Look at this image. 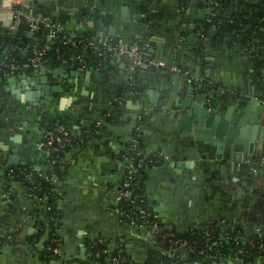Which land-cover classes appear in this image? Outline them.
I'll return each mask as SVG.
<instances>
[{
  "label": "crops",
  "instance_id": "crops-1",
  "mask_svg": "<svg viewBox=\"0 0 264 264\" xmlns=\"http://www.w3.org/2000/svg\"><path fill=\"white\" fill-rule=\"evenodd\" d=\"M211 2L68 0L71 9H78L73 16L78 23L66 22L64 38L76 32L93 43L59 50L31 72L29 87L21 74L0 78V264H63L64 258L85 256L86 242L93 238L120 240L133 264H147L153 243L147 231L130 225L116 209V191L131 161L124 154L133 145L159 156L145 169L144 188L156 211L177 230L217 222L224 229L236 225L264 236V139L249 141L246 153L240 147L247 139L236 141L240 135H235L228 141L227 135L218 137L205 124V129L213 130V140L199 141L193 131L197 124L188 127L180 107L188 82L169 98L174 84L170 77L181 75L202 82L206 90L195 87L193 95L210 92L209 97L220 103L219 113L233 106L237 122L231 125L242 129L240 119L245 117L251 127L256 118V106L247 116L242 112L241 95L254 94L264 82V31L229 29L213 18ZM229 10L233 13L238 7ZM37 18L55 21L54 16ZM10 21L0 16V32ZM125 23L143 27L122 37ZM20 28L30 39L32 52L58 38L50 42L46 28L24 15L16 33ZM122 41L146 44L144 55L153 58L163 47L161 59L179 71L136 67L132 57L117 51L115 46ZM50 63L53 68L42 73ZM28 91L31 100L25 98ZM38 91L41 96L35 95ZM61 124L74 140L54 162L44 145L45 133ZM12 155L17 156L16 163H10ZM17 167H28L37 178L29 182L11 174L10 169ZM41 180L53 185L60 210L59 257L44 253L48 232L40 238L36 230L38 219L50 222L46 210L33 206L38 196L30 194L29 184ZM253 263L264 264V256ZM186 264L237 263L206 258Z\"/></svg>",
  "mask_w": 264,
  "mask_h": 264
},
{
  "label": "built area",
  "instance_id": "built-area-1",
  "mask_svg": "<svg viewBox=\"0 0 264 264\" xmlns=\"http://www.w3.org/2000/svg\"><path fill=\"white\" fill-rule=\"evenodd\" d=\"M216 5H220V3L215 2ZM5 5V4H4ZM4 10L9 12L11 11L13 14L11 16L10 26L6 29L9 30L8 32L11 35L16 34V26L19 19L24 15L29 22L34 20L39 24L43 25L45 28L50 27L49 35H50V42L54 40L56 37H59L60 34L68 32L66 27L61 24H57L53 22L51 19L48 18H41L38 19L35 16V13L31 10V8L26 12V8L20 4L18 0H11L9 4L4 6ZM4 30V31H6ZM3 31V32H4ZM93 43V39L88 38L84 39L82 36L79 37L78 33L73 32L72 37L67 38L64 40V43L71 45H76L77 43ZM51 46L49 44L42 48L34 50L32 53L30 52L29 55L22 59H17L14 55L9 52H4L0 58V75L2 77L8 78L13 75L21 74L23 72H32L36 71L41 68L44 64L46 54ZM96 47V46H95ZM117 51L121 54H126L134 59V65L136 67L141 68H149V67H159V68H166L169 67L172 70L179 71L177 66H170L166 61L162 59H157L153 57H148L144 55V49L146 44H128V43H120L115 46ZM59 51V48L56 49ZM100 52V51H99ZM100 54H102L100 52ZM101 123V121H99ZM73 136L71 131L64 125H59L54 129L48 130L45 133V141L44 145L48 146L52 153H54L53 161L59 162L61 159L60 150L64 146L72 145L73 144ZM60 142L61 145L56 144L55 142ZM137 149L136 145H133L126 154H124L125 158H130V164L128 172L129 174L123 179L121 184L119 185L116 193V202L117 207L116 209L120 213L121 217H126L128 219V223L132 226L138 227L140 229H144L147 231L149 239L153 240L155 237L159 236L161 232L167 229V232L164 233V239L166 242L171 243L174 246H178L173 248L171 255L178 257L179 249L184 246H188L189 250L194 251V247L190 241L184 240L176 235V228L171 225L170 223L166 222L160 214L154 208L152 202L148 197H144L141 193L135 192V189L132 187V180L137 179L139 182L140 177L142 176L139 169L144 171L147 166L156 162V159L159 157L158 155L155 157L153 155H149L141 151L140 161L135 163L133 160V151ZM71 162L74 163L72 159ZM11 174H24L25 179L29 182L33 181L37 178V175L28 167H17L10 169ZM33 189V187H32ZM32 189L30 188V194H32ZM48 197H41L38 198L34 196L33 206L36 208H43L46 211H51L53 209V205L48 203ZM123 200H128L129 203L132 205L131 210H125L119 207V203ZM59 213L57 211H52L50 214V222L53 225H58L59 222ZM37 231L43 230L40 227L39 222L37 223ZM202 226V225H201ZM201 226H193L189 229H195L196 227ZM208 225H206L207 227ZM203 227V226H202ZM208 228V227H207ZM227 229V228H226ZM232 229L235 230V227ZM225 230V229H224ZM178 231V230H177ZM240 232L239 229H237ZM207 232V242L209 249H212L215 245L221 247L223 245V239H219L212 234L210 230H206ZM227 233V232H226ZM237 238H235L236 240ZM99 242H106V246L97 249L96 251H88L86 252L85 256L82 257H75V258H64L63 264H102L99 260L101 255L105 257V264H122L127 260L126 254L124 253V249L121 248V245L114 239L109 240H102L93 238L90 242L91 248L95 247ZM195 243V241H192ZM192 245V246H191ZM61 247L62 241L56 233L53 232V236L49 241L48 245H46L44 249V253L48 257H59L61 256ZM244 248H238L232 250L230 253L226 255L227 259L237 264H241L242 255L244 254ZM259 257V256H258ZM217 259L218 255L216 253L209 255V259ZM257 258V257H256ZM171 264H186L184 262L179 261H171Z\"/></svg>",
  "mask_w": 264,
  "mask_h": 264
},
{
  "label": "trees",
  "instance_id": "trees-1",
  "mask_svg": "<svg viewBox=\"0 0 264 264\" xmlns=\"http://www.w3.org/2000/svg\"><path fill=\"white\" fill-rule=\"evenodd\" d=\"M215 2L220 3V5H216ZM234 5H237L238 10L236 12H230V8ZM212 8V15L213 18L217 21L223 23V25L227 26L229 29L232 30H240L242 28L247 29L248 31L257 30V31H264V0H259L257 3L248 4L245 0H212L209 4ZM6 30L4 32H0V58L4 52H9L14 55L17 59L25 58L32 53L31 48L28 46L30 45V39L27 37L24 28H20L19 31L15 35H11V33ZM63 34L57 38L55 42L51 44L50 49L48 50L45 60H49L54 58L57 54V47L62 52L67 51L70 43H64ZM74 47V46H73ZM28 48V51L25 53V49ZM75 48V47H74ZM31 50V51H30ZM0 78H5L0 75ZM58 145H61L60 142H55ZM141 149V150H140ZM139 150L133 151V160L135 163L140 161L141 151L142 148ZM69 150V145L64 146L60 150V154L63 151ZM54 154V153H53ZM142 173L139 182L137 179L132 180V187L135 189V192L141 193L145 198L148 197V194L144 188V179H145V170L139 169ZM127 172L126 175H128ZM20 177H24V174H15ZM32 182V181H31ZM31 187L34 186V189L31 191L34 195L39 196H46L48 197V203L53 205V209L49 212L46 211L49 215L52 211H57L59 213L60 219V210L56 204L55 195L52 191L53 185L45 180L37 181L35 184H29ZM119 207L125 210H131L132 205L129 203L128 200H123L119 203ZM123 220L128 222L126 217H123ZM39 225L43 230L40 231L39 237L42 236L46 231L47 236L45 240V246L48 245L49 241L53 236V232L56 233L57 236V226L53 225L52 222L46 223L42 218L38 219ZM206 225H208L206 227ZM203 226V227H202ZM201 227H196L195 229H188L186 231H177V237H180L184 240H188L194 247V251L189 250V247L182 246L179 249L178 257L172 256L171 252L173 248L178 246H174L169 242H166V238L164 239V233L167 232V229L157 237L152 240V246L149 249V258L147 264H171V261H179V262H195V261H202L204 259H209V255L216 253L218 255L217 260L219 261H230L227 259L226 255L230 253L234 249L244 248V254L242 255V263L241 264H254V260L258 256H264V236L259 234H249L246 233L241 227L232 225L227 227L224 230V227L218 225L217 222H207L204 223ZM235 227V230L232 229ZM206 230H210L214 237L223 239V245L218 246L215 245L212 249H209L208 242H207V232ZM240 230V232L237 231ZM227 232V233H226ZM41 238V237H40ZM235 238H237L235 240ZM92 239H89L86 242V250L88 251H96L97 249L106 246V242H99L95 247L91 248L90 242ZM195 241V243H192ZM117 242L121 245V248L124 249V253L126 254L123 242L117 240ZM191 245V246H192ZM127 260L122 264H133L132 260L126 254ZM99 260L102 264H105V257L101 255ZM233 262V261H230ZM236 263V262H233Z\"/></svg>",
  "mask_w": 264,
  "mask_h": 264
},
{
  "label": "water",
  "instance_id": "water-1",
  "mask_svg": "<svg viewBox=\"0 0 264 264\" xmlns=\"http://www.w3.org/2000/svg\"><path fill=\"white\" fill-rule=\"evenodd\" d=\"M68 1V0H67ZM66 0H24V7L26 8V12L31 8V10L35 13L37 17L41 16H54L55 17V23L65 25L67 21H72L74 23H78V19H76V16L73 18L74 15L77 14L78 9L74 11L69 7ZM6 0H0V16L3 18H7L9 21L11 20L12 12L5 11L4 10V4ZM97 4H100L99 1H97ZM84 13V12H82ZM143 25L139 24L135 27H131L129 23H125L123 26V30L121 32V36L125 33L129 35V30H141ZM50 27H46V31L49 32ZM127 30V31H125ZM31 35V33H30ZM123 37V36H122ZM121 43H124L123 41ZM132 44V43H129ZM163 52V47L157 48V58L161 59V53ZM173 50L170 51L169 58L171 59ZM50 68H53V64H48L45 68H43L41 71L42 73H46ZM31 75V72H23L21 73V77L24 79L23 82L27 84V87L30 85V80L28 79V76ZM174 79L173 84V90L169 92V98H175L176 91H178L180 84H184L185 82H188V86L186 88V91L184 92V99L180 103V107L184 109V115L183 120L185 121L186 125L188 127H193L194 124H197L196 127H193V131L195 134V138L199 141H205V140H213V137L211 136L212 131H208L204 128L205 124H210L211 127L214 129V133L219 136H228V141L232 140L231 136L240 135V138H238L236 141H242V139H247L248 143L246 142L243 147L240 148L243 149L244 152L249 151V141H252L254 143L259 142L260 139H264V127H262V117L264 115V93H260V89H264V82H260L257 86L258 91H256L254 94L249 95H241L242 99H244V107L243 113L245 116H247V113L250 108L253 106L256 110V118L252 121V126L246 125V118L243 117L240 119V124L243 125L242 129L240 130L239 127L233 126L230 123H236L237 122V116H232V113L234 111L233 106H227L226 110L224 111V114L219 113V110L216 109L217 106H219V101H216L211 99L210 92L206 93H197L193 95L195 87H197L200 91H205L206 86L202 84V82L193 80L190 82L189 78L183 77L181 75H175L173 77H170ZM169 78V79H170ZM41 80L43 82L46 81V78L44 76L41 77ZM185 81V82H184ZM260 88V89H259ZM54 90L58 88H53ZM221 89H216L217 93H220ZM46 93L49 92L48 86H46ZM19 96V91L16 92ZM35 95L41 96V91L36 92ZM20 97V96H19ZM25 98L28 100H31V91H28L25 95ZM168 105H170V100L168 102ZM239 119V118H238ZM240 130V132H239ZM208 133L209 136H206L203 133ZM261 132H263L261 134ZM17 156L12 155L10 157V163H16ZM240 158L238 157L237 160Z\"/></svg>",
  "mask_w": 264,
  "mask_h": 264
},
{
  "label": "rangeland",
  "instance_id": "rangeland-1",
  "mask_svg": "<svg viewBox=\"0 0 264 264\" xmlns=\"http://www.w3.org/2000/svg\"><path fill=\"white\" fill-rule=\"evenodd\" d=\"M24 3V0H21Z\"/></svg>",
  "mask_w": 264,
  "mask_h": 264
},
{
  "label": "bare ground",
  "instance_id": "bare-ground-1",
  "mask_svg": "<svg viewBox=\"0 0 264 264\" xmlns=\"http://www.w3.org/2000/svg\"><path fill=\"white\" fill-rule=\"evenodd\" d=\"M11 1V0H10ZM10 3V2H9Z\"/></svg>",
  "mask_w": 264,
  "mask_h": 264
}]
</instances>
